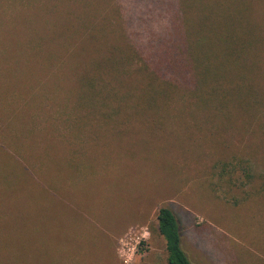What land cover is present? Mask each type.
I'll list each match as a JSON object with an SVG mask.
<instances>
[{"label":"rangeland","instance_id":"obj_1","mask_svg":"<svg viewBox=\"0 0 264 264\" xmlns=\"http://www.w3.org/2000/svg\"><path fill=\"white\" fill-rule=\"evenodd\" d=\"M152 19L184 22L209 78L264 72V0H0V264H124L130 232L128 264H167L160 207L192 264H264V193L244 171L264 177V117L165 109L130 78L129 98L96 95Z\"/></svg>","mask_w":264,"mask_h":264},{"label":"trees","instance_id":"obj_2","mask_svg":"<svg viewBox=\"0 0 264 264\" xmlns=\"http://www.w3.org/2000/svg\"><path fill=\"white\" fill-rule=\"evenodd\" d=\"M173 20L136 22L141 32L135 30L126 37L129 49L125 60L97 70L95 78L101 85L96 95L116 100L129 98V93L124 90L130 78L143 82V91L152 98L153 103L161 99L157 101V106L162 107L163 104L165 109L171 100H190L197 102L194 106L197 110L224 112L229 105H235L264 117V88H257V85L264 86V72L259 68L247 67L225 71L223 75L214 73L209 78L204 74L212 71L210 67L213 66L207 57L197 55L200 39L181 31L184 27L178 23L183 21ZM148 23L150 26L157 24L162 34L151 30L153 28ZM169 27L174 31L164 35L165 28ZM143 30L147 34H143ZM58 61L56 58L55 62ZM253 73L257 76V84ZM85 86L93 88L90 83ZM244 171L250 184L258 181L259 193H264V177H256L251 170L247 173L248 169ZM156 223L157 231L165 242L167 264H192L182 249L181 229L173 212L165 207L158 208Z\"/></svg>","mask_w":264,"mask_h":264},{"label":"built area","instance_id":"obj_3","mask_svg":"<svg viewBox=\"0 0 264 264\" xmlns=\"http://www.w3.org/2000/svg\"><path fill=\"white\" fill-rule=\"evenodd\" d=\"M131 232H130V237L127 239H121L119 241V257L123 260L124 264H128L131 261L132 256L136 251H138V246L140 244V241L137 242V240L134 242H130L131 239ZM144 238V237H141Z\"/></svg>","mask_w":264,"mask_h":264}]
</instances>
